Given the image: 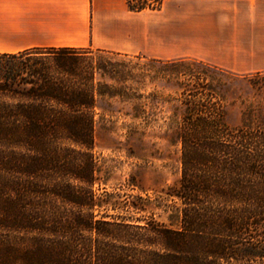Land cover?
<instances>
[{
  "label": "trees",
  "instance_id": "obj_1",
  "mask_svg": "<svg viewBox=\"0 0 264 264\" xmlns=\"http://www.w3.org/2000/svg\"><path fill=\"white\" fill-rule=\"evenodd\" d=\"M89 49L0 53V264H264V131L229 126L198 76L181 92L178 184L161 196L178 202L179 226L123 215L111 194L95 192L94 90L75 81L71 60ZM30 50L55 55L61 71L28 78L16 59ZM147 201L127 209L143 212Z\"/></svg>",
  "mask_w": 264,
  "mask_h": 264
},
{
  "label": "rangeland",
  "instance_id": "obj_2",
  "mask_svg": "<svg viewBox=\"0 0 264 264\" xmlns=\"http://www.w3.org/2000/svg\"><path fill=\"white\" fill-rule=\"evenodd\" d=\"M44 51L30 50L17 57L28 66V78L37 68L61 71L56 56ZM71 56L81 70L75 81L94 90L92 153L98 168L94 189L111 194L110 200L123 206L118 209L123 215L179 226L178 202L161 196L178 184V125L185 108L181 92L197 76L213 88L229 126L245 123L264 131V71L233 74L196 59L163 64L141 55L94 49ZM138 196L150 201L145 202V211L135 213L127 205Z\"/></svg>",
  "mask_w": 264,
  "mask_h": 264
},
{
  "label": "crops",
  "instance_id": "obj_3",
  "mask_svg": "<svg viewBox=\"0 0 264 264\" xmlns=\"http://www.w3.org/2000/svg\"><path fill=\"white\" fill-rule=\"evenodd\" d=\"M85 47L196 59L233 74L264 71V0H0V53Z\"/></svg>",
  "mask_w": 264,
  "mask_h": 264
}]
</instances>
